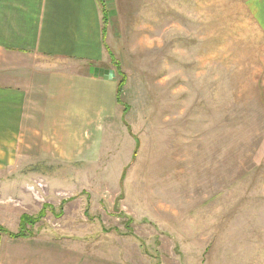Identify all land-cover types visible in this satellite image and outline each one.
<instances>
[{
	"label": "rangeland",
	"instance_id": "obj_1",
	"mask_svg": "<svg viewBox=\"0 0 264 264\" xmlns=\"http://www.w3.org/2000/svg\"><path fill=\"white\" fill-rule=\"evenodd\" d=\"M108 2L95 66L113 74L115 108L90 118L89 158L32 166L45 181L29 201L0 176V207L14 208L0 226L38 218L27 238L78 264H264L262 6ZM19 241L0 232V254Z\"/></svg>",
	"mask_w": 264,
	"mask_h": 264
},
{
	"label": "crops",
	"instance_id": "obj_2",
	"mask_svg": "<svg viewBox=\"0 0 264 264\" xmlns=\"http://www.w3.org/2000/svg\"><path fill=\"white\" fill-rule=\"evenodd\" d=\"M254 2L264 15V0ZM105 4L109 21L103 36L97 0H0V176L21 191L20 200L29 201V187L45 181L32 166L89 158L94 146L85 136L89 126L96 128L90 118L105 103L115 108L113 74L95 66L105 61V36L113 27ZM6 168L11 170L1 172ZM13 239L24 250L1 253L2 264H78L42 240Z\"/></svg>",
	"mask_w": 264,
	"mask_h": 264
},
{
	"label": "trees",
	"instance_id": "obj_3",
	"mask_svg": "<svg viewBox=\"0 0 264 264\" xmlns=\"http://www.w3.org/2000/svg\"><path fill=\"white\" fill-rule=\"evenodd\" d=\"M97 1L99 3L100 11H101V14H102V24H103V26H102V31L101 32H102V35L104 36V34L106 33V27H107L109 18H108V13H107L105 0H97ZM109 57L112 60V56L109 55ZM119 76L121 77V82H120V85H121V84H123L125 82V77H124V74H122V73ZM46 208H47V206H46ZM37 220H38V218H32V217H30L28 215H22L21 216V222H20V229H22L21 232H16V233L15 232H10V231H7V230L3 229L1 226H0V232H3L5 234L9 235L11 238L27 237V235H29L31 233H28L26 231V228H25L26 224H33Z\"/></svg>",
	"mask_w": 264,
	"mask_h": 264
},
{
	"label": "built area",
	"instance_id": "obj_4",
	"mask_svg": "<svg viewBox=\"0 0 264 264\" xmlns=\"http://www.w3.org/2000/svg\"><path fill=\"white\" fill-rule=\"evenodd\" d=\"M37 187H38V188H41V187L39 186V184H37ZM33 189H34V187H33V186H30V190L33 191Z\"/></svg>",
	"mask_w": 264,
	"mask_h": 264
}]
</instances>
